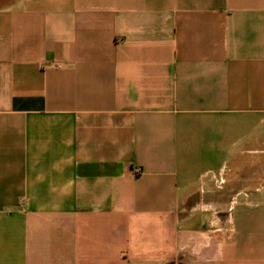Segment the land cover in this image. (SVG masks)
<instances>
[{
  "label": "crops",
  "instance_id": "obj_1",
  "mask_svg": "<svg viewBox=\"0 0 264 264\" xmlns=\"http://www.w3.org/2000/svg\"><path fill=\"white\" fill-rule=\"evenodd\" d=\"M0 264H264V0H0Z\"/></svg>",
  "mask_w": 264,
  "mask_h": 264
}]
</instances>
